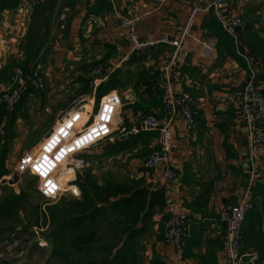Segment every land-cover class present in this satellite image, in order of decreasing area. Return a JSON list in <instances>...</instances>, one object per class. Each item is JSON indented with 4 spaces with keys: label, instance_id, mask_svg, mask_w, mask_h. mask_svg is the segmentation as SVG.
Returning <instances> with one entry per match:
<instances>
[{
    "label": "crops",
    "instance_id": "1",
    "mask_svg": "<svg viewBox=\"0 0 264 264\" xmlns=\"http://www.w3.org/2000/svg\"><path fill=\"white\" fill-rule=\"evenodd\" d=\"M49 1L0 2V71L12 60L19 62L24 58L22 45L32 28L48 33L39 58L45 64L46 91L39 92L33 85L26 90L29 92L27 99L31 96L34 98L38 93L45 106L49 101H59L68 91L71 82L77 85L80 78L86 79V69L83 71L82 65L90 64L94 59L107 58L106 82L113 78V90L118 91L123 98L117 122L128 130L135 122L138 109L150 111L159 117L164 116L162 103L153 95L154 88L150 93L148 86L153 84V68L156 70L166 63L169 47H164L153 62H146L132 54L125 31L120 26L121 16L139 17L137 31L141 38L169 39L177 35L192 10L198 8L194 30L200 32L203 28L208 29L218 42V50L212 58L203 60L198 42L186 40L178 58V66L169 72L171 95L177 97L182 88L189 87L201 107L200 117L193 129H188L180 116L175 117L172 123L170 165L185 173L175 187V198L180 206L189 211V235L193 231L200 234L201 246L193 249L196 254L205 253L207 239L219 238L223 243L225 224L222 221V209L226 204L240 199L250 188L253 208L249 216L255 214L260 220L259 227L264 232V156L259 160L263 177L252 188L248 160L249 131L244 122L242 104L235 98V93L243 90L250 79L249 64L256 73V84L264 89L263 65L245 32V27L249 24L264 36V0H230L220 9L212 5L213 0H108L112 9L105 7L98 13L90 12L97 0H53L51 8H37ZM217 12L242 15L246 22V26L238 31V42H234L239 59L219 50V36L213 32L215 28L210 26L215 24L219 28ZM44 19H47L46 24ZM179 72H182L183 78ZM0 80L9 81L10 85L13 76L11 80L7 76H1ZM90 100L93 102L92 98ZM140 131L145 134L139 135ZM140 131L117 132L115 139L106 147L107 150L116 143H122L129 136L135 138L133 148L121 150L119 155L133 153V163L141 167L137 174L139 180H142V185L133 192L145 188L148 193L146 204L152 198L155 201L151 214L146 217V230L136 238L139 249L137 264H152L155 254L168 264H195L198 261L196 258L184 259L182 253L166 244L158 233L165 220L164 207L161 208L158 204L165 167L149 170L143 166L145 156L158 145V132ZM115 156L116 154H111L109 158L114 159ZM60 177L64 183L74 178V173L67 169ZM63 200L55 205L65 206L67 202ZM143 214L141 212V217ZM143 225L144 221L139 220L138 226ZM22 232L23 227H18L14 233ZM46 237L50 246L47 247L48 254L44 264L47 260L50 263L54 261L53 237L48 234ZM66 237L64 247L70 253L68 264H72L73 258L89 255L75 251L71 244L72 238H69L68 233ZM20 239L23 238H17L14 245L21 242L28 244V247L21 252L12 250L11 254L4 249V258L0 259V264H30L33 241ZM246 251L255 252L258 263L264 264V254L253 249ZM217 255L218 264H229L222 249L218 250ZM26 259L27 263L24 261ZM55 260L57 264H65L59 256Z\"/></svg>",
    "mask_w": 264,
    "mask_h": 264
},
{
    "label": "built area",
    "instance_id": "2",
    "mask_svg": "<svg viewBox=\"0 0 264 264\" xmlns=\"http://www.w3.org/2000/svg\"><path fill=\"white\" fill-rule=\"evenodd\" d=\"M11 1L13 0H0V2ZM223 4L219 0L212 2L217 9L223 8ZM197 12L198 8L195 7L177 35L169 39L141 38L137 31L139 17L121 16L120 26L125 31L132 54L138 55L146 62H153L164 47H169L166 63L156 68L158 75L154 87V96L163 105V117L139 109L135 113V122L129 130L119 124L117 116L123 104L122 95L112 90L97 101L96 91L107 81L108 74L103 63H93L85 70L86 79L93 90V102L83 95L75 99L62 111L59 119L38 144V149L26 150L22 153L15 165L13 175L30 173L35 176L40 194L48 200H57L66 193L79 198L81 190L75 182L76 178L63 183L60 175L67 169L75 175L77 170L84 166L80 158L82 153L103 141H113L117 132L157 131L158 145L145 156L143 166L149 170L165 167L161 186L165 220L158 233L166 244L182 253L190 233L191 218L189 211L180 206L175 198V187L185 173L170 165L172 123L175 117L180 116L185 120L186 127L193 129L200 117L201 107L189 87L182 88L177 97L171 95L169 72L178 66V58L186 40L198 42L199 53L203 60H208L217 53L218 42L214 35L206 28L200 32L194 30ZM217 18L223 29L234 37L235 42H238V31L246 26L242 15L232 16L217 12ZM244 57L249 61L247 56ZM249 68L250 79L243 90L235 93V98L242 104L244 122L249 131L248 160L253 188L263 177L259 160L264 156V89L256 84L257 76L250 64ZM14 72L12 83L0 90V104L10 111L20 103L30 85L35 86L39 92L46 91L45 64L40 59L31 66L29 72H25L19 66ZM179 75L183 78L182 72H179ZM252 208L250 188L240 199L226 204L222 209V221L225 224L222 252L229 264H259L256 253L245 251L243 245L246 217ZM43 209L45 210V207ZM33 229L37 235V243L45 247L50 246L47 234H44V227L33 226ZM16 239L13 233L9 239L0 242V259L4 258V249L8 248L11 254Z\"/></svg>",
    "mask_w": 264,
    "mask_h": 264
},
{
    "label": "trees",
    "instance_id": "3",
    "mask_svg": "<svg viewBox=\"0 0 264 264\" xmlns=\"http://www.w3.org/2000/svg\"><path fill=\"white\" fill-rule=\"evenodd\" d=\"M8 3V2H4ZM53 0L46 5L40 4L37 8H51ZM112 9V4L108 0H97L96 5L90 8V12L98 13L100 9ZM47 19H44V24ZM219 28L215 32L220 39L221 52H227L235 55L238 59L235 49V39L226 32L219 23ZM246 37L250 39L254 51L259 56L263 65L264 74V36L254 30L249 24L245 27ZM48 33H42L32 28L27 34L26 40L22 45L24 58L19 62L12 60L5 68L0 71L1 76H7L11 80L14 76V68L20 66L25 72H29L31 66L40 58L41 50L47 41ZM107 58L101 61L106 62ZM7 75H6V74ZM85 85L81 88V93H87L92 89L85 78ZM141 79V78H140ZM114 79L110 78L96 91L97 101L100 97L114 89ZM153 84H149L148 91L152 93ZM29 92H24L22 99L14 111L7 110L0 104V129H4L6 136L0 132V179L9 173L6 165L10 150L11 142L16 137L15 126L18 118H27L22 112ZM145 133L139 132V135ZM133 138V137H132ZM131 136L120 143H116L108 148L106 154H117L121 150L133 148L135 138ZM76 184L81 190V196L65 206L58 207L53 205L48 208L47 220L51 226L48 235L53 237L52 257H60L65 264L70 261L69 250L64 247L67 241V233L72 238L71 244L75 251L89 254L87 264H137L138 252L136 238L141 235L147 228L146 217L151 214L155 201L153 198L146 204L147 189L140 188L133 192L136 187L142 185V180L133 181L130 184L113 182L105 180L100 183L93 175L90 169H86L82 174L78 173ZM158 204L164 207V198L162 190L159 191ZM26 192L21 190L20 193H13L0 201V220L7 223L20 216L21 211L25 208ZM150 212L148 213V211ZM251 211V210H250ZM249 211V213H250ZM143 212V217H141ZM246 217V229L243 237L244 250H256L259 254H264V232L259 227L260 220L254 215ZM61 217V219H60ZM144 221L143 226H138V221ZM70 230V231H69ZM201 237L199 233L192 232L186 240L182 257L184 259L196 258L195 264H218V250L222 249L223 243L216 239H207V250L205 253L196 254L193 252L195 247L201 246ZM98 255V256H97ZM152 264H168L160 256L155 254L152 258ZM187 264V263H185Z\"/></svg>",
    "mask_w": 264,
    "mask_h": 264
},
{
    "label": "rangeland",
    "instance_id": "4",
    "mask_svg": "<svg viewBox=\"0 0 264 264\" xmlns=\"http://www.w3.org/2000/svg\"><path fill=\"white\" fill-rule=\"evenodd\" d=\"M98 60L101 59H94L91 61L92 63L90 62V64L86 63L85 65H82V70L84 71L91 64L98 62H101L105 65V67H108L107 62H102ZM15 68L13 72L15 71ZM152 74L154 76V88L156 86L158 71L153 68ZM8 82L0 80V90L3 87L7 86L9 84ZM84 85L85 81L83 80L80 81V83H78L77 85H73V82H71L68 85V91L64 93V95L59 101H49L45 104V106H43L41 95L38 93L37 95L35 94L34 98L33 96H31L27 99L22 109V112H25L24 115L29 116L27 118H18L16 122V126L14 127L16 137L11 142V150L6 161L9 173L3 176V178H11L15 169V165L22 153L26 150L36 149L40 141L45 137V135L50 131V129L59 119L62 111L68 108V106L75 99L79 98L81 95L84 94L85 97H88L89 99L93 97V90L88 91L87 93H81V88ZM154 93L155 90L153 91V95ZM16 107L14 108V110L16 109ZM143 111L145 113H152L146 110ZM0 132H3V137L6 136L4 133V129L1 128ZM110 142L111 140L103 141L95 147H92L88 151L82 153L80 155V158L83 160L84 166L77 170L76 174L74 175V178L77 179L78 173L82 174L86 169H90L95 178L102 184L105 180L125 184H130L133 181H138L139 176L137 173L140 171L141 167L139 165H134L133 158L135 156L133 155V153L125 152L121 155L117 153L118 155L116 154L114 159H110V155L106 154L105 152L106 147L110 144ZM2 143L3 140L0 142V145H2ZM2 179H0V201H2L5 197H8L13 193H20L21 190L26 192V201L24 203L25 208L21 211L20 216L16 217L11 221L9 220V222L7 223L0 220V242H4L5 240L9 239L11 234L15 232L16 228L23 227V232L21 234L15 233V237L23 238L28 241H30L31 239L33 241V247H31L30 264H44L48 254V248L45 246H41L39 245V243H37V235L34 232L33 226H42L45 229L44 234H49L51 226L50 224H48L49 222L47 220L48 208L52 207L61 199H64L63 201L65 202H70L71 200H74L75 197L66 193L57 200H48L40 194L37 188V178L30 173L21 174L19 176L18 181L11 184L2 183ZM60 179L61 182H63V179ZM44 207L45 210L43 209ZM19 235H22L23 237H19ZM27 247L28 244H22L20 242L12 246L11 250H20L21 252V250H24ZM7 250L9 249L7 248ZM24 261H26L27 263V259ZM71 261L72 264L88 263V259L86 258V256L76 257L73 258ZM46 264H57V261L54 258V261H52L51 263L47 260Z\"/></svg>",
    "mask_w": 264,
    "mask_h": 264
},
{
    "label": "water",
    "instance_id": "5",
    "mask_svg": "<svg viewBox=\"0 0 264 264\" xmlns=\"http://www.w3.org/2000/svg\"><path fill=\"white\" fill-rule=\"evenodd\" d=\"M222 3H229L230 0H219ZM19 179V174L18 173H14V175L11 178H3L1 180L2 183L6 184V183H15L17 182Z\"/></svg>",
    "mask_w": 264,
    "mask_h": 264
},
{
    "label": "bare ground",
    "instance_id": "6",
    "mask_svg": "<svg viewBox=\"0 0 264 264\" xmlns=\"http://www.w3.org/2000/svg\"><path fill=\"white\" fill-rule=\"evenodd\" d=\"M61 178V177H60Z\"/></svg>",
    "mask_w": 264,
    "mask_h": 264
}]
</instances>
